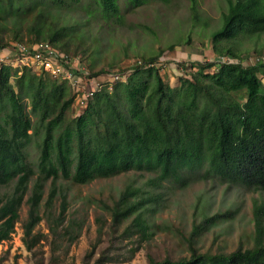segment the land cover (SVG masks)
I'll return each instance as SVG.
<instances>
[{
	"label": "trees",
	"instance_id": "1",
	"mask_svg": "<svg viewBox=\"0 0 264 264\" xmlns=\"http://www.w3.org/2000/svg\"><path fill=\"white\" fill-rule=\"evenodd\" d=\"M119 1L91 0L85 6L84 0H0V51L47 42L77 58L78 43L71 33L77 24H67L65 16L69 11L92 14L96 3L105 19L119 17ZM126 1L141 6L148 0ZM256 32H264V0L232 2L223 27L212 35L221 62H193L196 71L177 87L162 75L164 51L118 70L87 69L88 78L117 73L121 79L111 92L107 88L96 92L78 110L77 92L69 83L44 71L2 64L0 244L10 240L26 204L23 241L33 252L41 241L34 231L42 221L40 205L49 181L48 206L58 197L61 180L85 185L120 173L147 171L156 176L145 187L159 189L165 181L184 185L187 173L204 166L208 174L264 192V56L256 54L257 60L245 66L244 57L218 45ZM33 140L39 145L36 165L27 151ZM159 199L143 187L127 186L110 208L113 224L119 227L130 220L127 235L144 239L148 226L142 211ZM66 210L64 194L61 212L48 215V230L58 241L64 233L76 238L71 225L65 227ZM224 217L215 215L194 225L189 256L163 261L149 256V264H264V204L257 201L252 247L228 254L198 251L194 241L205 226Z\"/></svg>",
	"mask_w": 264,
	"mask_h": 264
},
{
	"label": "rangeland",
	"instance_id": "2",
	"mask_svg": "<svg viewBox=\"0 0 264 264\" xmlns=\"http://www.w3.org/2000/svg\"><path fill=\"white\" fill-rule=\"evenodd\" d=\"M237 0H148L141 6L119 1V17L105 19L96 3L94 13L69 11V25L77 24L71 33L78 43V59L90 70L122 69L144 57L164 51L160 61L162 75L172 87L181 84L191 72L193 62H221L213 48L212 35L224 24L230 4ZM91 0H84V5ZM219 48L231 49L249 66L264 56V32L241 34L223 41ZM77 46L74 49H77ZM175 46L174 50H170ZM210 72V71H209ZM104 75L99 80H102ZM264 83V79H263ZM28 154L32 165L39 157V145L32 141ZM207 166L187 173L184 185L165 181L159 189L145 187L154 172L129 171L89 184L74 185L61 180L58 197L51 206L46 204L50 185L45 186L40 205L42 221L34 234L41 236L33 252L23 241V222L28 206L23 205L20 219L10 240L0 244V264H149V256L157 261L177 260L190 255L189 240L194 225L206 218L225 214L219 222L205 226L196 238L200 253H231L240 247L253 245L255 235L254 203L264 204V192L223 180L207 173ZM63 184V186L61 185ZM129 185L143 187L160 199L146 205L142 211L148 230L143 239L125 232L113 224L110 208ZM67 195L66 226L71 232L56 240L48 230V215L62 210V197ZM70 224V225H69ZM65 227L60 230L64 231Z\"/></svg>",
	"mask_w": 264,
	"mask_h": 264
},
{
	"label": "built area",
	"instance_id": "3",
	"mask_svg": "<svg viewBox=\"0 0 264 264\" xmlns=\"http://www.w3.org/2000/svg\"><path fill=\"white\" fill-rule=\"evenodd\" d=\"M11 64L14 67L32 68L44 71L59 82H67L77 92V110L86 105L94 94L104 88L110 92L121 76L117 73L103 76L102 80L88 78V71L77 58H72L55 49L50 43L36 45L17 44L0 51V66Z\"/></svg>",
	"mask_w": 264,
	"mask_h": 264
}]
</instances>
